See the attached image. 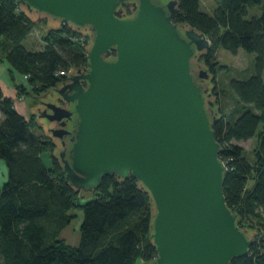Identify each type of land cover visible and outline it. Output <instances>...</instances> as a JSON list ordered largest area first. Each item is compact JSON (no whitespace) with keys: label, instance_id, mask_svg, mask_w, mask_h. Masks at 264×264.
Instances as JSON below:
<instances>
[{"label":"water","instance_id":"95a60500","mask_svg":"<svg viewBox=\"0 0 264 264\" xmlns=\"http://www.w3.org/2000/svg\"><path fill=\"white\" fill-rule=\"evenodd\" d=\"M15 4L33 20L46 17L51 28L63 22L92 30L87 69H70L67 77L76 74L53 88L67 107L37 101L33 109L47 122L66 181L92 192L104 177L137 180L155 208L149 264H230L245 256L252 241L226 205L227 167L198 83L204 80L215 113L211 74L196 62L210 41L174 23L177 0ZM126 7L133 16L123 14Z\"/></svg>","mask_w":264,"mask_h":264},{"label":"trees","instance_id":"16d2710c","mask_svg":"<svg viewBox=\"0 0 264 264\" xmlns=\"http://www.w3.org/2000/svg\"><path fill=\"white\" fill-rule=\"evenodd\" d=\"M221 2L208 14L201 9V0H177L174 23L209 39L210 47L200 56L212 74L216 72L211 62L219 48L233 55L240 50L255 55L254 73L230 82L237 107L217 114L207 105V111L220 146L219 158L227 167L226 205L252 241L248 253L230 264H264V0ZM15 3L0 0V59L9 64L12 81L13 73L24 79L25 85H15L18 95L39 96L66 80L58 72L85 67L90 45L70 39H80L79 29L61 22L59 28L45 32L43 47L29 49L25 41L36 21ZM254 8L259 13L249 16ZM0 113L4 116L0 160L7 168V180L0 187V264H137L140 260L149 264L154 260L155 208L137 180L104 177L98 189L84 195L66 181L55 144L41 133L36 116L18 113L1 89ZM250 139H256L251 160L236 144ZM45 153L48 166L42 159ZM75 210L81 211L82 222L79 244L71 246L60 234L75 218ZM254 222L260 233L250 237L247 226Z\"/></svg>","mask_w":264,"mask_h":264},{"label":"rangeland","instance_id":"374dc122","mask_svg":"<svg viewBox=\"0 0 264 264\" xmlns=\"http://www.w3.org/2000/svg\"><path fill=\"white\" fill-rule=\"evenodd\" d=\"M221 3V0H201V9L208 14H212L216 10V8L220 6ZM258 13L259 9L254 8L249 11V16ZM35 21L36 25L30 35L27 37L25 43L29 49L39 50L41 47H43L41 46V43L42 37L45 35V32L49 29L59 28L61 26V22L55 28H51V24L47 22L46 17H39ZM254 60V54H248L240 50L238 54L233 55L228 51L219 48L214 56V60H212L211 62L212 65L214 64V69L216 72L215 74H212L209 70L208 65L204 63L202 56L196 59L197 63H203L204 66H207V71L209 74H211V77L209 79V83L212 85L210 89V94L211 96H214L213 105L217 106L216 112L218 114L223 111H227V113H229L235 109V105L237 104L238 98L235 93L231 90L230 82L234 79L246 80L247 78H249V76L254 73ZM26 101L29 104H35V106L37 101H41L44 103L50 101L55 104H63L61 97L56 93L55 90H53V88L41 93L39 96H36L34 94L29 95L27 96ZM42 123L46 127L47 122L42 120ZM262 127L263 125H260L259 129H262ZM41 133L51 138V134L47 130H45V128L42 129ZM240 144L245 150V155L247 156V158L249 160L253 159V153L256 150V139ZM42 159L45 164H50L49 157L46 153L43 154ZM83 193L84 195H86L91 192ZM73 214L75 215V218L72 220L70 225L61 232L60 237L63 238L71 246H77L80 240L79 226L82 222V213L79 210H75ZM252 224L253 227H249L247 225L246 226L247 228L254 231V236H256L258 232L260 233V229L255 226V222Z\"/></svg>","mask_w":264,"mask_h":264},{"label":"crops","instance_id":"0c3cea01","mask_svg":"<svg viewBox=\"0 0 264 264\" xmlns=\"http://www.w3.org/2000/svg\"><path fill=\"white\" fill-rule=\"evenodd\" d=\"M10 71L11 69H10L9 64L3 59H0V89L1 91L3 92L4 96L13 100L14 107L18 113H20L22 116L26 118L31 117V116H36V122L39 124V126L42 129H44L45 126L43 125L42 120L39 119L36 113L33 111L35 104H29L26 101L27 96L32 95V94L20 96L18 95V92L15 88V85H25L23 81L24 79L22 77H19L18 74L13 73L14 81H12V76H11ZM235 106L237 107V104ZM236 117H232L231 120H234ZM3 119H4V116L0 113V124L3 121ZM251 140L253 139H250L248 141H251ZM240 143H244V142H238L236 144L242 147ZM46 166L48 165L46 164ZM6 180H7V168H6L4 161L0 160V187L3 186ZM137 264H145V263L142 260H140V262H138Z\"/></svg>","mask_w":264,"mask_h":264},{"label":"flooded vegetation","instance_id":"af4514ba","mask_svg":"<svg viewBox=\"0 0 264 264\" xmlns=\"http://www.w3.org/2000/svg\"><path fill=\"white\" fill-rule=\"evenodd\" d=\"M154 3H156V4H158V5H165L166 4V2L168 1V0H152ZM123 14L126 16V17H131V16H133L134 15V12H133V10H132V8L131 7H126V8H124V10H123ZM88 28V27H87ZM114 54V53H113ZM77 71V70H76ZM76 71L75 72H73L70 76H72V75H74V74H76ZM81 71V70H80ZM81 72H83V70L81 71ZM69 76V77H70ZM68 77V78H69ZM67 78V79H68ZM67 79L64 81V82H62L61 84H63V83H65L66 81H67ZM202 82H204V80H198V83L199 84H202L203 85V87H204V95L206 96V98H209V95H208V93H207V87H206V85L204 84V83H202ZM61 84H58V86H61ZM62 100V99H61ZM208 101V100H207ZM62 103L63 104H57L58 106H63V107H67V105H66V103L62 100ZM206 106H207V104H206ZM44 111V110H43ZM54 125H55V127H53V128H57L58 127V125L56 124V123H53ZM60 141V140H59ZM60 143H61V141H60Z\"/></svg>","mask_w":264,"mask_h":264},{"label":"built area","instance_id":"2783aa9c","mask_svg":"<svg viewBox=\"0 0 264 264\" xmlns=\"http://www.w3.org/2000/svg\"><path fill=\"white\" fill-rule=\"evenodd\" d=\"M80 34V39H76V38H70L73 41H80V43L82 45H85L87 43V45L89 44V40H90V36H91V32L92 30L89 28H86L84 31H77ZM84 69H87V65L85 67H83ZM70 72V69L68 71H60L57 73L58 76L60 77H65L66 79L68 78L66 75L67 73Z\"/></svg>","mask_w":264,"mask_h":264}]
</instances>
